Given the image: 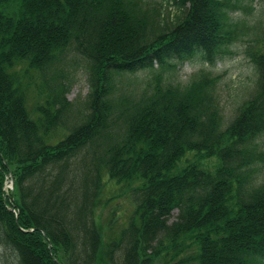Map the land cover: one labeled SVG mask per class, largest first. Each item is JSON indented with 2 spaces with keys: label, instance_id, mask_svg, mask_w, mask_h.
Instances as JSON below:
<instances>
[{
  "label": "trees",
  "instance_id": "16d2710c",
  "mask_svg": "<svg viewBox=\"0 0 264 264\" xmlns=\"http://www.w3.org/2000/svg\"><path fill=\"white\" fill-rule=\"evenodd\" d=\"M237 1L172 0L171 14L149 0H0V244L19 264H264V31L228 125L210 69L163 76L195 55L216 65ZM76 55L89 93L74 114ZM33 71L47 90L34 110ZM143 71L153 84L118 94L116 78ZM105 175L136 204L116 236L99 214Z\"/></svg>",
  "mask_w": 264,
  "mask_h": 264
},
{
  "label": "rangeland",
  "instance_id": "374dc122",
  "mask_svg": "<svg viewBox=\"0 0 264 264\" xmlns=\"http://www.w3.org/2000/svg\"><path fill=\"white\" fill-rule=\"evenodd\" d=\"M155 7L159 8V3H163L164 12L171 14L176 11V6L172 0H149ZM233 3L238 2L232 0ZM158 4H157V3ZM240 8L229 9V24L227 28L233 34L231 41L227 43L218 55V62L215 66L202 62L201 56L195 55L183 62L177 61L176 67L167 68L164 71V78L168 83L187 84L192 77L202 69H210L212 76L217 77L215 86L216 102L220 107L223 122L228 125L235 117L239 104L248 97L249 92L254 88L256 78L255 67L249 56L252 46L256 45L264 31V0H240ZM162 9V8H161ZM233 23H237L234 25ZM155 69H159L155 64ZM125 76L116 78L118 94H131L138 96L146 88L153 84L154 72L143 71L136 74H124ZM66 83L69 90L68 99L74 107L71 111L77 113L83 108V104L89 93L88 73L86 61L81 56H72L70 64L66 67ZM32 96L31 109L38 102L44 101L47 90L44 82L37 71L32 72ZM64 134L59 131L53 135V139L61 138ZM261 150H264V136L260 139ZM187 158H194L192 153ZM185 160V159H183ZM213 162V161H210ZM256 182L264 179V164H259L254 174ZM7 191L12 189V182L6 183ZM132 190L125 183H117L107 175L103 179L102 201L100 208L101 220L110 225L107 226L111 236H116L122 228L127 226L133 216L136 204L132 195ZM178 210L173 211L169 222L176 220ZM0 264H19L18 257L10 249L0 244Z\"/></svg>",
  "mask_w": 264,
  "mask_h": 264
},
{
  "label": "water",
  "instance_id": "95a60500",
  "mask_svg": "<svg viewBox=\"0 0 264 264\" xmlns=\"http://www.w3.org/2000/svg\"><path fill=\"white\" fill-rule=\"evenodd\" d=\"M12 189H14V179H12ZM45 234V232H44ZM46 235V234H45ZM52 245L51 241H50V246Z\"/></svg>",
  "mask_w": 264,
  "mask_h": 264
}]
</instances>
